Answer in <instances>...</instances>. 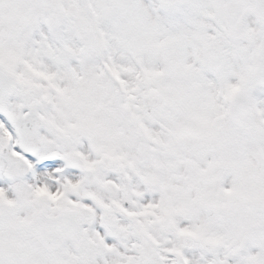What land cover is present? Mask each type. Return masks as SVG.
<instances>
[{
  "label": "snow or ice",
  "instance_id": "1",
  "mask_svg": "<svg viewBox=\"0 0 264 264\" xmlns=\"http://www.w3.org/2000/svg\"><path fill=\"white\" fill-rule=\"evenodd\" d=\"M0 264H264V0H0Z\"/></svg>",
  "mask_w": 264,
  "mask_h": 264
}]
</instances>
